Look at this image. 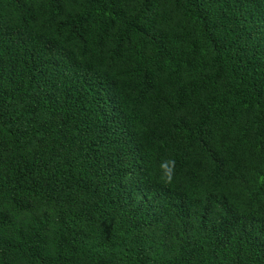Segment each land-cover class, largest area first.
I'll use <instances>...</instances> for the list:
<instances>
[{
	"label": "trees",
	"instance_id": "1",
	"mask_svg": "<svg viewBox=\"0 0 264 264\" xmlns=\"http://www.w3.org/2000/svg\"><path fill=\"white\" fill-rule=\"evenodd\" d=\"M0 264H264V0H0Z\"/></svg>",
	"mask_w": 264,
	"mask_h": 264
},
{
	"label": "clouds",
	"instance_id": "2",
	"mask_svg": "<svg viewBox=\"0 0 264 264\" xmlns=\"http://www.w3.org/2000/svg\"><path fill=\"white\" fill-rule=\"evenodd\" d=\"M174 165V160H165L160 164L162 179H164L166 183H170L172 181Z\"/></svg>",
	"mask_w": 264,
	"mask_h": 264
}]
</instances>
